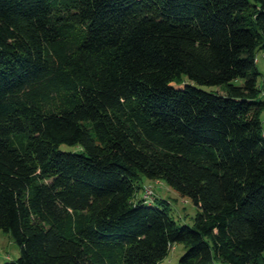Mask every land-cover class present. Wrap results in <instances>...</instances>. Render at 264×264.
Segmentation results:
<instances>
[{
    "label": "trees",
    "instance_id": "1",
    "mask_svg": "<svg viewBox=\"0 0 264 264\" xmlns=\"http://www.w3.org/2000/svg\"><path fill=\"white\" fill-rule=\"evenodd\" d=\"M258 50L264 0H0L4 264H264Z\"/></svg>",
    "mask_w": 264,
    "mask_h": 264
},
{
    "label": "rangeland",
    "instance_id": "2",
    "mask_svg": "<svg viewBox=\"0 0 264 264\" xmlns=\"http://www.w3.org/2000/svg\"><path fill=\"white\" fill-rule=\"evenodd\" d=\"M256 65L259 70L257 81L262 90L261 98L264 100V52L262 50H258L256 53ZM172 84L182 86V84H177L175 81ZM199 86L205 90H221V88L211 85ZM262 116H264V111ZM137 184H140V188L136 192L137 196L142 195L143 189L151 188L156 195L154 205L161 207L167 206L169 214L180 225L188 224L192 226L194 224V217L199 211V207L190 197L181 195L162 179H151L146 176H141ZM184 250L185 245L183 243L178 242L172 244L168 254L163 258V262L165 264H179V258ZM19 254L20 248L12 234L0 230V264L15 260Z\"/></svg>",
    "mask_w": 264,
    "mask_h": 264
},
{
    "label": "built area",
    "instance_id": "3",
    "mask_svg": "<svg viewBox=\"0 0 264 264\" xmlns=\"http://www.w3.org/2000/svg\"><path fill=\"white\" fill-rule=\"evenodd\" d=\"M151 193H152V189L151 188H146L144 196H146L148 194H151Z\"/></svg>",
    "mask_w": 264,
    "mask_h": 264
}]
</instances>
